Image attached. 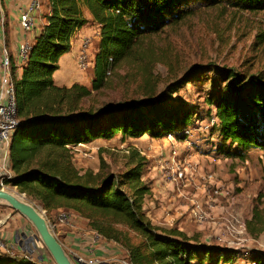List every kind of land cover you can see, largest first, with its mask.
<instances>
[{
    "label": "trees",
    "instance_id": "trees-1",
    "mask_svg": "<svg viewBox=\"0 0 264 264\" xmlns=\"http://www.w3.org/2000/svg\"><path fill=\"white\" fill-rule=\"evenodd\" d=\"M43 5L50 12L42 16L46 23L33 39L22 76L18 78L14 65L11 68L19 124L11 138L13 177L7 185L46 214L77 213L105 241L121 246L128 264L230 263L241 253L203 244L152 222L143 207L151 189L141 181L147 160L139 150L134 149L130 168L117 178L90 171L81 174L71 162L69 147L116 135L160 139L179 133L192 126L194 107L183 101L173 104V94L201 74L214 72L216 89L208 103L215 107L218 137L223 147L229 145L228 155L244 157L252 149L264 151L261 74L196 64L160 95L156 94L160 80L153 73L157 63L169 69L174 65L171 48L154 43L158 36L201 17L214 25L234 12H264V0H43ZM83 7L100 25L92 82L90 86L78 82L58 86L53 75L59 59L71 50L75 31L88 23ZM121 67L140 80L143 98L100 103L98 95ZM247 225L251 232L264 231V219L256 214ZM252 261L264 264V255H255ZM0 264L41 263L0 252Z\"/></svg>",
    "mask_w": 264,
    "mask_h": 264
},
{
    "label": "rangeland",
    "instance_id": "rangeland-1",
    "mask_svg": "<svg viewBox=\"0 0 264 264\" xmlns=\"http://www.w3.org/2000/svg\"><path fill=\"white\" fill-rule=\"evenodd\" d=\"M44 10L46 12V9ZM212 23L201 17L175 32L167 31L155 38L154 43L157 47L171 48L174 61L170 69L164 63H157L153 67V73L160 80L156 94L162 95L171 82L180 78L188 68L196 64L234 68L240 72L261 74L264 77V12H234L221 18L217 24L212 25ZM88 37L91 39L87 60L89 66L84 71L79 69L85 73L86 77L92 71L98 49L94 34ZM134 76L127 67L118 69L117 74L112 75L108 87L98 95L100 103L142 99V85ZM214 78V72L203 73L196 82L183 85L173 94V104L183 101L187 106L194 107L192 126L175 136L189 130L191 135H187L186 138V134H182L181 139H186L189 144L187 147L199 155L206 153L204 146L207 144L216 147L215 151L220 156L219 162L208 163L209 168L201 170L200 175L204 176L206 172H212L221 183L232 186L234 195L239 200L241 198L240 201L237 199L235 211L248 224L254 214L264 219V151L252 149L245 152L244 157L234 155L233 152L228 155L229 145L223 147L218 137L215 107L208 103L209 97L216 89ZM175 142L176 139L173 143ZM165 148H167L166 140L153 139L149 135L125 139L121 135H116L110 140L99 139L88 144L69 147L71 162L81 174L90 171L94 175L101 176L114 174L117 178L130 168L129 162L133 160V154L136 152L134 149L139 150L138 152L147 160L141 181L147 183L151 189L145 196L143 207L148 217L155 222L154 224L182 231L190 237L197 238L203 244L227 249V245L217 239L222 230L221 227L216 223L199 224L191 213L192 204L184 203L186 201L181 198L183 204H172L176 201L174 199L169 205L158 198V193L156 197L155 189L166 185L159 176L155 175L159 172L158 166L161 163L169 162L168 159L163 161L164 158L161 156ZM169 151L171 152V148ZM223 167V171L230 179L229 183H226L219 175L220 168ZM125 189L128 190L126 187ZM7 190L17 191L12 186ZM34 203L47 217L51 230L58 238L59 229L70 221L88 224L86 219L73 211L58 210L46 214L36 202ZM61 213L68 215L69 222L59 221L58 216ZM257 226L260 227L258 223ZM0 240L4 243L6 253L11 257L27 256L42 264H54L35 227L6 203H0ZM117 245L114 247L110 245L105 251L107 255L98 257L107 264L126 262V251ZM238 247L237 252L241 253L239 256L231 259L230 263L221 262L220 264H254L253 256L264 255V231L251 232L248 229L246 240L241 241ZM41 254L48 255L43 257Z\"/></svg>",
    "mask_w": 264,
    "mask_h": 264
},
{
    "label": "built area",
    "instance_id": "built-area-1",
    "mask_svg": "<svg viewBox=\"0 0 264 264\" xmlns=\"http://www.w3.org/2000/svg\"><path fill=\"white\" fill-rule=\"evenodd\" d=\"M43 12V0H30L27 7L19 15V25L24 34L35 31L38 19L42 17ZM1 24L4 25L3 17ZM81 39L76 63L78 68L84 71L89 66L87 60L91 39L88 36ZM31 45V41L25 40L18 47L17 60L21 66L28 59ZM13 65L15 66V61L10 56L6 44H4L0 54V188L6 190L9 187L6 181L13 177L10 168L11 138L19 124L11 73ZM182 134L187 136L190 133L189 130H185ZM175 135L169 134L165 138L173 142L176 138L181 137V135ZM214 148L216 149V147ZM219 160V154L212 153L210 155V163L217 164ZM169 162L172 164L170 169L165 167V162L161 163L159 167L161 171L163 170L165 179L171 183L173 193L179 198H183L186 201L184 203L192 204L191 213L194 214L193 217L199 224L216 223L221 227L222 230L217 237L219 242L225 243L227 249L239 251L238 246L241 241L246 240L248 235V225L235 211L237 197L234 195L233 188L217 180L212 172H206L204 176H201L200 163H192L186 157L179 158L175 144L171 147V161ZM200 184L205 190L202 198L194 196V192L200 189ZM58 219L61 222H69L66 213L59 214ZM47 221L49 220L47 219ZM4 247V243L0 240V250H3ZM74 261L77 264H105L99 257L87 255H79Z\"/></svg>",
    "mask_w": 264,
    "mask_h": 264
},
{
    "label": "crops",
    "instance_id": "crops-1",
    "mask_svg": "<svg viewBox=\"0 0 264 264\" xmlns=\"http://www.w3.org/2000/svg\"><path fill=\"white\" fill-rule=\"evenodd\" d=\"M29 2L30 0H3L2 3L0 1L1 3L0 4V54L3 45L6 44L10 56L15 61L16 75L18 76V78L22 76V67H23L17 60V52L19 45L25 40L31 41L32 44L34 37L40 32L41 26L46 23L45 17L44 18L41 17L38 19L37 28L33 33L30 34L23 33L19 25V15L20 12H22L27 7ZM82 10H83V16L88 20V23L82 28L75 31L72 37L71 50L63 54L59 59V69L55 71L53 75L54 82L58 86L70 87L75 82L90 86L91 85L90 83L92 82V78H93L92 73H90V75H87L86 77L84 75L85 73L79 70L76 63V57L79 53L80 44L82 41L81 38L83 37V35L89 36L91 34H94L97 44L99 43L100 25L93 20L91 13L88 11L86 7H83ZM49 12H50L49 10H46V12L44 10L42 16L49 14ZM2 16L4 17V25L1 24ZM5 28H7V34H5ZM185 137L187 138V136ZM163 139L166 140V144H167V148H165V151L161 155L164 158L163 161L166 159H168V161H171L170 159L171 152L169 151V149L175 144L179 158L182 159L183 157H186L191 162L194 161L200 163V168H201L200 173L201 170L204 171L209 168L208 163H210V155L216 152L214 148L215 146H212V144L210 145L207 144L206 146H204L206 153L204 155L202 154L199 155V153L194 152L193 149L187 147L186 139H181V137H178L176 138L175 143L170 142L165 137L157 140H163ZM165 165H166L165 167L169 169L172 166L171 162H167V163L165 162ZM223 170L224 167L220 168L219 175L224 179L226 183H229L230 179L227 176L228 174L225 173ZM155 175L159 176L160 180H162V182L166 184L165 186L163 185L162 187L158 186V188L155 189L156 197H158L157 196L158 193L159 194L158 198L161 199L162 202H164L165 204L170 205V203H172L174 199L176 201L172 204H181L182 199L173 193L170 182H168L163 175V170L161 171V169L159 168V172H157ZM200 185H201L200 189L197 192H194V196L202 198L205 194V190H203L202 184ZM58 236H59L58 239L61 240V243L64 245L66 251L74 260H76V257L79 255L80 256L87 255L93 257H98L99 255L100 256L107 255L105 251L108 250L109 246L111 245L114 247V245H117L105 241L99 234H97L96 231L92 230L87 223L81 221L79 222L70 221L66 226L61 227L59 229ZM0 252L6 253L7 251L3 249L0 250ZM41 255L44 257L48 254L46 255L41 254ZM105 264L107 263L105 262Z\"/></svg>",
    "mask_w": 264,
    "mask_h": 264
},
{
    "label": "water",
    "instance_id": "water-1",
    "mask_svg": "<svg viewBox=\"0 0 264 264\" xmlns=\"http://www.w3.org/2000/svg\"><path fill=\"white\" fill-rule=\"evenodd\" d=\"M23 196H25V194H23ZM0 203L8 204L35 227L54 264H77L68 254L58 237L53 233L43 212L34 202L27 198L26 200L22 199L8 190L0 188ZM113 264L128 263L117 262Z\"/></svg>",
    "mask_w": 264,
    "mask_h": 264
},
{
    "label": "bare ground",
    "instance_id": "bare-ground-1",
    "mask_svg": "<svg viewBox=\"0 0 264 264\" xmlns=\"http://www.w3.org/2000/svg\"><path fill=\"white\" fill-rule=\"evenodd\" d=\"M8 191L11 192L12 194H14V195H16V196L22 198V199H25V200H26V198H27L26 196H23V194H21V193L15 191V190H8Z\"/></svg>",
    "mask_w": 264,
    "mask_h": 264
}]
</instances>
